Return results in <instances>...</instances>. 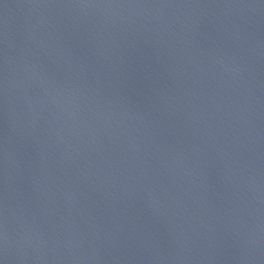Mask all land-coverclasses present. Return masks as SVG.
<instances>
[{"label":"water","instance_id":"95a60500","mask_svg":"<svg viewBox=\"0 0 264 264\" xmlns=\"http://www.w3.org/2000/svg\"><path fill=\"white\" fill-rule=\"evenodd\" d=\"M0 264H264V0H0Z\"/></svg>","mask_w":264,"mask_h":264}]
</instances>
